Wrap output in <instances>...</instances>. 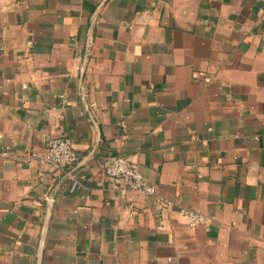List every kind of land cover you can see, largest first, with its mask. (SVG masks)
I'll list each match as a JSON object with an SVG mask.
<instances>
[{
  "label": "crops",
  "instance_id": "obj_1",
  "mask_svg": "<svg viewBox=\"0 0 264 264\" xmlns=\"http://www.w3.org/2000/svg\"><path fill=\"white\" fill-rule=\"evenodd\" d=\"M0 264H264V0H0Z\"/></svg>",
  "mask_w": 264,
  "mask_h": 264
},
{
  "label": "built area",
  "instance_id": "obj_2",
  "mask_svg": "<svg viewBox=\"0 0 264 264\" xmlns=\"http://www.w3.org/2000/svg\"><path fill=\"white\" fill-rule=\"evenodd\" d=\"M27 159H36L58 170L70 166L77 159L76 152L69 138L54 136L46 140L40 152L30 151ZM104 176L119 184L124 189H129L141 195H154L155 187L149 184L140 173L137 164L126 156L112 155L101 164ZM162 207L172 205L171 200L159 197ZM179 213L189 226H195L204 221L200 212L195 209L180 206Z\"/></svg>",
  "mask_w": 264,
  "mask_h": 264
}]
</instances>
